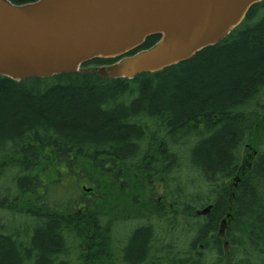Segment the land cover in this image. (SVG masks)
I'll list each match as a JSON object with an SVG mask.
<instances>
[{"label":"trees","instance_id":"trees-1","mask_svg":"<svg viewBox=\"0 0 264 264\" xmlns=\"http://www.w3.org/2000/svg\"><path fill=\"white\" fill-rule=\"evenodd\" d=\"M2 211L0 264H264V0L158 72L0 74Z\"/></svg>","mask_w":264,"mask_h":264},{"label":"water","instance_id":"water-1","mask_svg":"<svg viewBox=\"0 0 264 264\" xmlns=\"http://www.w3.org/2000/svg\"><path fill=\"white\" fill-rule=\"evenodd\" d=\"M262 1L0 0V74L22 80L65 72L112 78L158 72L223 40ZM157 34L155 44L137 50ZM95 58L117 61L83 66Z\"/></svg>","mask_w":264,"mask_h":264},{"label":"rangeland","instance_id":"rangeland-1","mask_svg":"<svg viewBox=\"0 0 264 264\" xmlns=\"http://www.w3.org/2000/svg\"><path fill=\"white\" fill-rule=\"evenodd\" d=\"M55 187V185H48L47 186V188H49L48 189V191L51 193V188L53 189ZM39 189L40 190H43L44 188L43 187H39ZM56 190V189H55ZM147 191H148V194L149 195H153V196H155V197H159V196H162V193H163V190H162V187H161V185H159V184H154V185H151V187H149L148 189H147ZM48 192V193H49ZM60 190L58 191V193L60 194ZM49 193V194H50ZM12 215H11V213L10 212H8V211H2V212H0V223H3V224H7V223H10V222H12V218L13 217H11ZM31 219V218H30ZM10 230H12V227H10ZM199 251L197 252V255L199 256L200 255V252L202 251L201 249H198Z\"/></svg>","mask_w":264,"mask_h":264}]
</instances>
